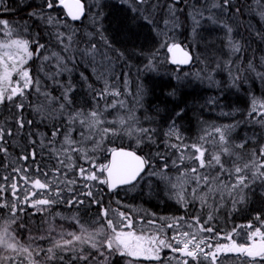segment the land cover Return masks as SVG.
Listing matches in <instances>:
<instances>
[{
  "label": "snow or ice",
  "instance_id": "1",
  "mask_svg": "<svg viewBox=\"0 0 264 264\" xmlns=\"http://www.w3.org/2000/svg\"><path fill=\"white\" fill-rule=\"evenodd\" d=\"M0 264H264V0H0Z\"/></svg>",
  "mask_w": 264,
  "mask_h": 264
},
{
  "label": "trees",
  "instance_id": "2",
  "mask_svg": "<svg viewBox=\"0 0 264 264\" xmlns=\"http://www.w3.org/2000/svg\"><path fill=\"white\" fill-rule=\"evenodd\" d=\"M21 15H23L21 13ZM15 18V17H13ZM127 23V17L125 15H123L121 12L117 11L114 12L111 16V23L109 24V28L112 31L113 35L117 38L120 37L121 32L124 30L125 25ZM129 43H131V41H129ZM255 47V45H253ZM169 69L171 68V66H168ZM191 91V90H188ZM207 91L213 92L214 90L209 89V90H201V96H204L205 93ZM156 95L160 96L161 100H163V94H162V89L161 86L158 84L156 87ZM149 99H151L154 103H160V101L155 100L154 97H150ZM201 98L199 96L196 95V93H192L191 95H189L187 97V102H188V112H187V116L185 117V119L183 121H181V124L183 125L184 130L187 132L189 137H195L200 130V125L198 123L197 118L198 117H203V119L205 120H216V121H221L224 120L225 118L223 117H219L217 114L215 113H208L206 110L200 109L199 107V103H200ZM225 100H227L228 102H230V100H234L237 101V97L236 96H226ZM243 98L240 99V104L243 106ZM163 107V105H161ZM169 108L172 107V104L169 103L168 105ZM122 198L128 202V203H133L136 205H140L144 208H150L153 211H156L158 213H166L168 211H175V207L172 206V208H168L165 207L164 205L160 204L159 201H154V200H150L147 199L146 196L141 195L139 192L137 193H132L129 194L128 196L124 197L122 196Z\"/></svg>",
  "mask_w": 264,
  "mask_h": 264
},
{
  "label": "rangeland",
  "instance_id": "3",
  "mask_svg": "<svg viewBox=\"0 0 264 264\" xmlns=\"http://www.w3.org/2000/svg\"><path fill=\"white\" fill-rule=\"evenodd\" d=\"M213 94V92H210V91H207L206 93H205V95H212ZM225 102L227 103L228 101L227 100H225ZM230 102H233V103H236L237 101H232V100H230ZM203 103V99H201L200 100V103L199 104H202ZM242 106V105H241ZM208 113H215V114H217L216 112H213V111H210V110H206ZM182 130H184V128H183V125H182ZM185 131V130H184ZM185 133H186V135H188L187 134V132L185 131ZM147 199H150V200H154V201H159L158 199H155V198H148L147 197Z\"/></svg>",
  "mask_w": 264,
  "mask_h": 264
}]
</instances>
